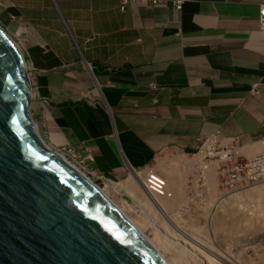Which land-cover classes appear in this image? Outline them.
Instances as JSON below:
<instances>
[{
	"label": "crops",
	"instance_id": "1",
	"mask_svg": "<svg viewBox=\"0 0 264 264\" xmlns=\"http://www.w3.org/2000/svg\"><path fill=\"white\" fill-rule=\"evenodd\" d=\"M262 4L121 11L119 0H0V26L14 32L13 15L31 28L20 49L45 143L80 147L97 175L120 181L215 132L236 138L243 156L264 150Z\"/></svg>",
	"mask_w": 264,
	"mask_h": 264
},
{
	"label": "water",
	"instance_id": "2",
	"mask_svg": "<svg viewBox=\"0 0 264 264\" xmlns=\"http://www.w3.org/2000/svg\"><path fill=\"white\" fill-rule=\"evenodd\" d=\"M22 52L0 26V264H168L39 135Z\"/></svg>",
	"mask_w": 264,
	"mask_h": 264
},
{
	"label": "bare ground",
	"instance_id": "3",
	"mask_svg": "<svg viewBox=\"0 0 264 264\" xmlns=\"http://www.w3.org/2000/svg\"><path fill=\"white\" fill-rule=\"evenodd\" d=\"M258 149L259 148H257L256 146V150ZM177 153H178L177 155H180V157L178 156L179 158H184V160L187 161V163L185 162L187 165V171H188L187 173H189V178H191L190 182H188L187 184V192H186L187 197L189 198V201L191 199V196L189 194L193 192L194 196H196L195 199L201 198L200 196H203V198L201 199H202V202H205V200L210 195L212 190H215V189L218 190L219 185L217 181L212 180L210 178V176L212 175H210V176L204 177L202 181H199L200 187L195 186L194 179L198 177L197 180H199V176H200L198 174L199 168L200 169L205 168L207 165L206 164L199 165L197 168L192 163H190L191 161H193V159H186L187 157L183 153H180L179 151H177ZM255 153L257 152H254V154ZM254 156H256V154ZM254 156L250 158L244 155V157L249 158V159L254 158ZM72 166L75 169H77L76 166L74 165ZM160 166L163 167V165H159L158 168ZM165 176L161 175L163 182H164L163 188H165L164 196H162L159 193L157 197L150 196L149 193H146L142 185L143 178L141 176L137 178L132 175H130L124 181L118 182V183L108 180L106 181L104 188L98 187V189L102 193V195L105 198H107L113 204V206L116 209H118L132 223V225L147 238V240L151 243V245L156 249V251L161 255V257L168 264H189L188 259L192 262H195L196 264H239L235 260H232L228 257L227 258L222 257L221 256L222 254L216 253L217 249L211 246H209L210 248L200 252L199 249L204 248L205 246H199L197 244L198 242L197 239L199 235H196V238H195L193 233L191 234L189 232H186L188 233L187 234L188 239H187V238H182V236L178 234V231H187V230L185 229L183 230V228H180L181 227L180 225L174 224L175 223V218L173 217L174 215L171 216L169 211H172L173 208L176 207V205L179 203V198L182 197L183 191L181 192L182 189L181 187L179 188V186L184 180L183 179L181 181V177L183 176V174L179 171L178 168H173V169L171 168L169 173H165ZM171 195L173 199L170 198ZM124 196H128L131 199L132 201L131 204L126 202V198H123ZM262 197H264V184H261L254 188L249 187L247 190H245L242 193L231 194L230 196L227 197V199L225 200L222 199V203L217 204L218 207L216 206L215 208H217L218 211H215L213 213L215 214V216L216 215L218 216V214L221 213L222 218L221 220H218L220 216L218 217L216 216L217 225L216 223L215 224L211 223V224L217 227L218 225H222L224 222L226 223L229 218H232L235 221L237 219L244 223L251 222L252 218H255V217L252 216L253 214H250L249 216L246 213H248L247 211L253 207V204L248 205L247 203H250V202H248L247 200L252 202L255 199L256 203H258L260 200H258L257 198H262ZM155 201L158 202V205L154 204ZM242 201H244L243 203L247 201V203L241 204L242 208L239 207V208L234 209L233 204L240 203V202L242 203ZM194 204H196V202H194L192 205ZM225 205L226 206L230 205V206L224 208ZM246 207L248 208V210ZM208 211H211V209H209V206H208ZM214 214H212L213 217H214ZM159 215L161 216V218H163L162 221L166 222L165 224L164 222L161 223L160 221V226H162L163 234L161 233L159 228L156 226V224H154L153 226L151 222L149 221L150 218L158 219ZM213 217L211 218L212 220H213ZM144 229H148L150 231L151 238H148L144 234ZM185 240H189L192 243L185 242ZM166 253L167 255L170 254L171 257L168 258L169 255L165 256L164 254Z\"/></svg>",
	"mask_w": 264,
	"mask_h": 264
},
{
	"label": "rangeland",
	"instance_id": "4",
	"mask_svg": "<svg viewBox=\"0 0 264 264\" xmlns=\"http://www.w3.org/2000/svg\"><path fill=\"white\" fill-rule=\"evenodd\" d=\"M11 16L12 15L9 16V22L14 23L10 18ZM9 34L16 37V27H15L14 32L11 31V32H9ZM23 35H26V34H22L21 36L18 37V40L21 43L24 41V39L22 37ZM177 151L178 150H175V149H168V150L161 152L157 156V163L155 165V168H156L155 170L160 175L165 176V173H169L171 168L172 169L178 168L179 171L183 174V176L181 177V181L183 179L184 180L182 181V183L180 181L181 184L179 183L180 184L179 188L181 187V189H182L181 192L183 191L182 193L184 195L182 194V197H181L182 199L179 198V203L176 205V207L173 208V210H175V211H173V210L169 211L171 216L174 215L173 216L175 218L174 224H176V225L178 224L181 226L180 228H183V230L184 229L187 230V231H178V234L181 235L182 238H187V239H188V235H187L188 233H186V232H189L191 234L193 233L195 238H196V235H199V237L197 236L198 237L197 244L199 246H205L204 248L199 249L200 252L210 248L209 246H211V247L216 248L217 249L216 253L222 254L221 255L222 257H224V258L228 257L232 260H235L239 264H264V197L257 198L258 200H260L258 203H256V201L254 199L252 202L247 200L250 203H247V201L245 203H243L244 201H242V203L240 202V203H234L235 205L233 204L234 209L241 207V204H246V203L248 205L253 204V207L249 209L251 213L249 212L248 208L246 207L248 210L247 211L248 213H246V214H248L249 216H250V214H253L252 216L255 217V218H252L251 222L244 223L240 220L236 219V221H235L234 219L229 218L227 221L228 223L224 222L223 224L221 223L222 225H218L217 227L213 226V224H215L217 221V219H216L217 215L215 216V214L213 212L218 211L217 208H215V207L216 206L218 207L217 204L222 203V199L220 198V196L218 194V190L217 189L212 190V192L207 197L205 202H202L201 198H203V196H200V195H198V196H200L201 198L195 199V201H194V199L191 197V199L189 201V198L187 197L186 192H187V184H188V182H190L191 178H189V173H187L188 172L187 171V165H186L187 161L184 160V158H179L180 155H177L178 154ZM194 152L195 151L190 152V153L183 152V154L187 157L186 159H190L189 158L190 155L193 154ZM180 153H182V152H180ZM262 153H264V150L258 154H262ZM248 157L251 158L253 156H248ZM159 165H163V167L160 166L158 168ZM164 166H165V168H164ZM167 169H169V170H167ZM197 179H198V177H196L194 179L195 186L200 187V183H198L199 180H197ZM124 180L125 179L120 180V181H113V182L118 183V182H122ZM94 183L99 188H104V185L106 184V182H103V181H99V182L94 181ZM261 184H264V182L257 184V185H252L249 187L254 188V187H257ZM249 187L245 188V190H247ZM234 193H236V192H234ZM234 193H229L228 196H230L231 194H234ZM190 196H192V194H190ZM123 198H126V202L131 204L132 201L128 196H124ZM170 198L173 199L172 195ZM225 199H227V198L223 197V200H225ZM193 201L196 202V204H194L196 207L194 205H192L194 203ZM180 202H181V204H180ZM199 202H201V203H199ZM229 202H230V200H229ZM154 204L158 205V202L155 201ZM227 204H229V203H227ZM238 205H240V206H238ZM208 206H209V209H211V211H208ZM228 206H230V205H228ZM228 206L225 205L224 208H226ZM243 207H245V206H243ZM212 214H214V217L212 216ZM218 216H220L218 220H221V218H222L221 213H219ZM212 217H213L214 222L211 219ZM162 219L163 218H161L160 215H159L158 219H152V218L149 219V221L151 222V224L153 226H154V224H156V226L159 228L161 233H162V226H160V221H161V223L164 222V221H162ZM164 223L166 224V222H164ZM211 223H213V224H211ZM216 225H217V223H216ZM144 234L148 238H151L150 231L148 229H144ZM185 242H191V241L185 240ZM164 255L166 256L167 253ZM168 255H167L168 258L171 257L170 254H168ZM188 262H189V264H196L195 262H192L189 259H188Z\"/></svg>",
	"mask_w": 264,
	"mask_h": 264
},
{
	"label": "built area",
	"instance_id": "5",
	"mask_svg": "<svg viewBox=\"0 0 264 264\" xmlns=\"http://www.w3.org/2000/svg\"><path fill=\"white\" fill-rule=\"evenodd\" d=\"M184 1L185 0H119V9L123 11L131 4L145 7L171 4L175 10L179 11ZM10 18L17 24L16 37L14 38L16 43L21 46L22 43L18 40V37L22 34H28L31 28L26 23L18 22L14 16ZM258 22L260 31L264 32V4L259 7ZM151 88L154 87L151 86ZM177 150L183 153V151ZM239 150L240 143L236 138L224 137L219 132H215L201 138L197 149L189 157L193 159L190 163L197 168L199 165H207L205 168H199V181H202L204 177L212 175L210 178L216 180L219 185L218 194L221 199H223V197L227 198L229 193H242L245 188L264 182V153L249 159L241 155ZM60 152L89 177L106 181L104 177L97 176L96 172L90 169V164L93 163V157L88 152H85L80 147L63 148ZM160 153L161 152L157 153V155ZM152 162H155V158ZM131 174L132 176L138 178L141 176L143 178L142 185L146 193H149L150 196L157 197L158 193L162 196L165 195L163 179L155 170L153 164L143 170L132 169ZM190 194H192L191 197L195 201L196 196H194L193 192Z\"/></svg>",
	"mask_w": 264,
	"mask_h": 264
},
{
	"label": "clouds",
	"instance_id": "6",
	"mask_svg": "<svg viewBox=\"0 0 264 264\" xmlns=\"http://www.w3.org/2000/svg\"><path fill=\"white\" fill-rule=\"evenodd\" d=\"M13 16V15H12ZM15 17V16H14ZM16 18V17H15ZM17 19V18H16ZM17 21L19 22V20L17 19ZM15 23V22H14ZM16 27H17V24H16ZM27 35V34H26ZM13 38H14V36H12ZM15 39V38H14ZM15 42H16V40H15ZM19 46V45H18ZM19 48H20V46H19ZM21 50V49H20ZM23 56V55H22ZM32 94V93H31ZM34 122V121H33ZM35 123V122H34ZM36 125V124H35ZM42 138V137H41ZM66 148V147H65ZM63 149V148H62ZM197 149V148H196ZM195 149V150H196ZM83 150V149H82ZM57 154H60V156L62 155V157L68 162V163H70L71 165H74V166H76V168L78 169V171L81 173V174H83V175H85L87 178H89L93 183H94V181H103V180H97V179H93V178H91V177H89L87 174H85V173H83L78 167H77V165H75V164H73L72 162H70L60 151H61V149H57V150H54ZM157 156L158 155H156L154 158H155V162H152L151 164H153L154 165V167H155V165H156V163H157ZM92 164V163H91ZM90 164V165H91ZM150 164V165H151ZM150 165H148L147 167H149ZM146 167V168H147ZM90 169H91V167H90ZM143 169H145V168H143ZM143 169H141V170H143ZM92 171H94L93 169H91ZM135 170H138V169H135ZM131 171H132V169H131ZM131 171H130V174H129V176L130 175H132L131 174ZM95 172V171H94ZM97 174V173H96ZM97 176H100V177H103V176H101V175H97ZM128 176V177H129ZM127 177V178H128ZM105 179H106V181H108V180H110L109 178H106V177H104ZM138 178V177H137ZM106 181H103V182H106ZM95 184V183H94Z\"/></svg>",
	"mask_w": 264,
	"mask_h": 264
}]
</instances>
